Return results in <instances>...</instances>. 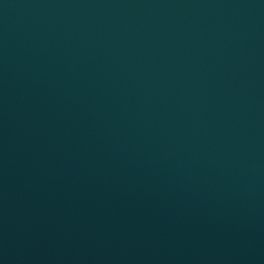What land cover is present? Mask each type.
<instances>
[{
  "label": "water",
  "instance_id": "95a60500",
  "mask_svg": "<svg viewBox=\"0 0 264 264\" xmlns=\"http://www.w3.org/2000/svg\"><path fill=\"white\" fill-rule=\"evenodd\" d=\"M0 264H264V0H0Z\"/></svg>",
  "mask_w": 264,
  "mask_h": 264
}]
</instances>
